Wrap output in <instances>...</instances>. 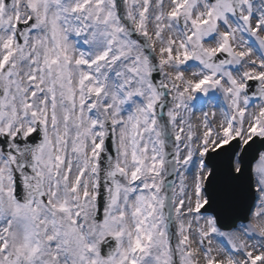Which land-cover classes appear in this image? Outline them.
Listing matches in <instances>:
<instances>
[{
    "label": "snow or ice",
    "instance_id": "6c2138e0",
    "mask_svg": "<svg viewBox=\"0 0 264 264\" xmlns=\"http://www.w3.org/2000/svg\"><path fill=\"white\" fill-rule=\"evenodd\" d=\"M0 264H264V0H0Z\"/></svg>",
    "mask_w": 264,
    "mask_h": 264
}]
</instances>
